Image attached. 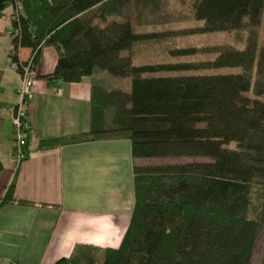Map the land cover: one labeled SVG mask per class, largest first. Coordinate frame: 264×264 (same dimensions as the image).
<instances>
[{
	"label": "trees",
	"instance_id": "trees-1",
	"mask_svg": "<svg viewBox=\"0 0 264 264\" xmlns=\"http://www.w3.org/2000/svg\"><path fill=\"white\" fill-rule=\"evenodd\" d=\"M171 2L0 0V15L13 8L11 56L20 75L28 63L35 72L52 47L51 84H78L97 69L131 81L130 91L94 84L90 131L57 143H131L134 210L103 264H264V0ZM187 21L197 26L170 27ZM215 33L236 34L244 46L169 51L216 57L200 64H135L146 44ZM21 49L31 50L29 61H20ZM224 68L241 72L156 76ZM14 201L11 187L2 203ZM87 256L56 264L91 263Z\"/></svg>",
	"mask_w": 264,
	"mask_h": 264
},
{
	"label": "crops",
	"instance_id": "crops-1",
	"mask_svg": "<svg viewBox=\"0 0 264 264\" xmlns=\"http://www.w3.org/2000/svg\"><path fill=\"white\" fill-rule=\"evenodd\" d=\"M9 8L0 15V264H56L117 248L135 205L133 159L123 158L124 140L57 144L90 131L95 83L91 77L78 84L49 83L46 77L58 62L55 48L43 49L25 104L27 157L21 163L14 158L22 77L12 69ZM31 56L29 49L19 52L21 62ZM124 185L128 196L121 197ZM11 187L15 201L2 203Z\"/></svg>",
	"mask_w": 264,
	"mask_h": 264
},
{
	"label": "rangeland",
	"instance_id": "rangeland-1",
	"mask_svg": "<svg viewBox=\"0 0 264 264\" xmlns=\"http://www.w3.org/2000/svg\"><path fill=\"white\" fill-rule=\"evenodd\" d=\"M171 5H175L176 0H172ZM12 8H9V10ZM197 23L187 21L183 23H178L173 26H170L174 29H184V28H191L196 27ZM169 28V27H168ZM168 28H158V30L168 29ZM239 39V41H238ZM245 39L237 37L236 34H226V33H215V34H208V35H193V36H181L174 40L164 41L161 44H154L149 43L143 46V48L137 51L135 56V64L136 65H144V64H200L207 61L215 60V56L209 54H201L199 53L196 56L186 57V58H175L172 57V53L169 52L170 49H182V48H191L197 49L202 51L204 49L210 47H216L224 44H232L238 47L244 46ZM50 48V47H49ZM241 72L240 69H231V68H224V69H208V70H194V71H179V72H172V73H162L156 76H182V75H235ZM95 84L101 85L105 89H121L125 91L131 90V81L125 78H117L110 76L107 72L101 70H95L93 78ZM22 85V84H21ZM125 146H127V150L123 153V158L126 159L127 162L131 163V151L129 152L128 148L131 149L130 141L124 140L123 142ZM127 153V156H126ZM156 161V160H153ZM159 162H165L166 160H158ZM170 162V160H168ZM179 161V160H176ZM139 164L148 163V161H139ZM128 165V164H127ZM120 190V188H119ZM128 188L124 185L123 191L121 194L124 197L128 196L126 193ZM120 192V191H119ZM120 194V193H118ZM133 194L130 195L129 192V203L130 198H132ZM119 197V196H118ZM134 199V198H133ZM116 205V204H115ZM130 205V204H129ZM131 205H134V200L131 199ZM257 215V212H253ZM262 244V243H261ZM259 245V247L261 246ZM87 257L91 258L92 262L87 264H103L104 254L103 251L95 252L89 251L85 253ZM261 252L258 251L254 260L256 263L260 261ZM88 261V260H87Z\"/></svg>",
	"mask_w": 264,
	"mask_h": 264
},
{
	"label": "built area",
	"instance_id": "built-area-1",
	"mask_svg": "<svg viewBox=\"0 0 264 264\" xmlns=\"http://www.w3.org/2000/svg\"><path fill=\"white\" fill-rule=\"evenodd\" d=\"M19 66L13 65L12 69L18 71ZM22 87L18 91V96L21 99L20 104L15 109L14 124V158L16 162L21 163L27 157L25 151L27 134L30 130L28 119L25 111L26 102L32 97V87L35 78V72L31 68V63L22 68Z\"/></svg>",
	"mask_w": 264,
	"mask_h": 264
}]
</instances>
